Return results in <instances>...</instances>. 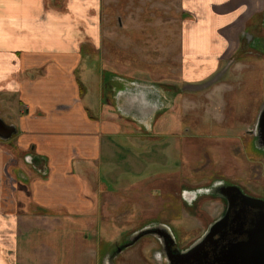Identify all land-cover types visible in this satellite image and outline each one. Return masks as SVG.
Listing matches in <instances>:
<instances>
[{
    "label": "crops",
    "instance_id": "obj_1",
    "mask_svg": "<svg viewBox=\"0 0 264 264\" xmlns=\"http://www.w3.org/2000/svg\"><path fill=\"white\" fill-rule=\"evenodd\" d=\"M212 1L223 9L212 16L223 43L208 55L217 69L264 0ZM103 4L0 0V115L17 128L0 139V264H98V210L113 184L103 169L124 159L130 132L138 141L143 131L125 111L133 79L98 63ZM196 60L183 64L198 71L205 59ZM117 78L125 88L116 95Z\"/></svg>",
    "mask_w": 264,
    "mask_h": 264
},
{
    "label": "rangeland",
    "instance_id": "obj_2",
    "mask_svg": "<svg viewBox=\"0 0 264 264\" xmlns=\"http://www.w3.org/2000/svg\"><path fill=\"white\" fill-rule=\"evenodd\" d=\"M181 1L104 0L99 66H106L108 76L133 79L130 85L159 88L163 98L150 113L149 133L140 131L137 141L130 132L129 143L121 148L124 159L103 169L113 184L102 194L98 210V264H154L147 250L154 243L147 236L115 253L113 260L105 254L117 238L152 219L148 225H173L180 245L203 232L206 223L181 212L174 184H202L221 173L264 194V155L250 159L242 133L264 104V54L232 62L203 89H185L216 72V59L208 55L222 46L224 32L222 19L212 16L223 9L212 0L201 4L207 9L188 7L187 1L181 6ZM201 58L205 62L198 71L184 65L193 59L201 63ZM116 80L117 95L125 85Z\"/></svg>",
    "mask_w": 264,
    "mask_h": 264
},
{
    "label": "flooded vegetation",
    "instance_id": "obj_3",
    "mask_svg": "<svg viewBox=\"0 0 264 264\" xmlns=\"http://www.w3.org/2000/svg\"><path fill=\"white\" fill-rule=\"evenodd\" d=\"M263 26L264 12L257 23L247 22L240 37L234 42L233 50L220 65L222 68L218 67L209 80L214 79L218 73L223 74L232 62L239 61L248 54L254 56L264 54V39L260 37ZM143 86L138 83L136 86L131 85L128 92L125 90L129 101L125 111L133 113L137 119L136 123L139 122V129L149 133L150 128H147L149 117L153 115L150 113H153L162 102L163 93L154 86H149L146 89ZM143 99H147V102H144ZM259 113L260 109L252 121L242 129L246 144L251 150L249 152L250 159L256 153L264 155V137L261 134V129L256 126ZM172 184L174 183L172 182ZM174 190L181 201V212L194 217L198 223H206L207 226L203 232L188 244L180 245L173 225L177 240L175 243L166 229L157 227L149 230V222L155 220L152 219L147 221L148 223L144 222L140 226L138 225L132 230L133 233L117 238L105 254L112 257L120 247L130 242L132 236L141 235L140 239L146 236L152 238L154 244L147 250L151 255H154V264H222L218 259L223 256L225 247L232 242L247 240L250 230L256 227L260 218L264 216V194L253 191L236 176L230 177L221 173L216 176L211 175L208 181H204L202 184L181 185L179 188L174 184ZM216 220H220V224L215 228L213 234L207 236L202 249L194 252L192 254L194 257L192 256L188 260L182 259L181 250L201 238L206 233L209 224ZM146 231L152 233L146 234ZM103 258L105 260L106 255Z\"/></svg>",
    "mask_w": 264,
    "mask_h": 264
},
{
    "label": "water",
    "instance_id": "obj_4",
    "mask_svg": "<svg viewBox=\"0 0 264 264\" xmlns=\"http://www.w3.org/2000/svg\"><path fill=\"white\" fill-rule=\"evenodd\" d=\"M214 79L207 80L201 83L195 84H186L185 89L190 90H199L204 87L210 85ZM135 84V83H132ZM159 89V88H158ZM160 90V89H159ZM144 102H147V99H143ZM126 113V112H125ZM130 117H135L133 113L127 114ZM132 115V116H131ZM256 126L258 129H261V134L264 137V104L260 109V113L257 119ZM17 132V128L14 124L7 122L0 115V139L9 140L15 133ZM220 220H216L209 224L208 229L204 235L196 240L191 246L186 249L181 250L182 259L188 260L190 257H194L192 255L198 249H202L205 244L206 238L208 235L213 234V231L217 226H219ZM161 227L168 231V234L172 237V241L177 242L175 234L172 230V227L168 223L156 222L150 225L149 230L153 228ZM152 233L151 231H146V234ZM141 235L132 236L130 242L126 243L124 246L120 247L115 253L121 252L123 248H126L130 245L135 244ZM225 252L223 256L218 259L222 262V264H264V216H262L257 223V226L252 228L249 232V237L247 240H242L238 242H232L228 246L225 247ZM114 257L110 259L113 260Z\"/></svg>",
    "mask_w": 264,
    "mask_h": 264
}]
</instances>
